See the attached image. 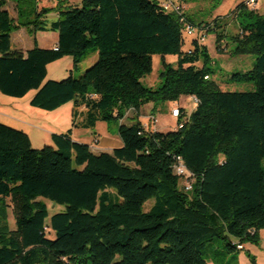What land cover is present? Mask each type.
Segmentation results:
<instances>
[{
    "label": "trees",
    "instance_id": "1",
    "mask_svg": "<svg viewBox=\"0 0 264 264\" xmlns=\"http://www.w3.org/2000/svg\"><path fill=\"white\" fill-rule=\"evenodd\" d=\"M47 1L16 0V21L0 0L3 94L35 90L30 104L44 110L73 102V125L86 128L123 121L149 102L157 109L194 96L197 105L181 107L169 131L146 130L139 118L121 122L123 145L101 153L74 140L72 128L35 148L27 132L0 121V264H239L236 254L247 241L260 242L264 229V15L244 1L234 9V53L255 62L230 80L255 88L224 90L201 40L217 34L221 48L228 36L221 18L186 13L196 32L184 49V22L158 0ZM20 28L58 32V44L13 49ZM90 50L98 58L81 76L47 79L51 62L71 56L78 67ZM155 54L178 57L163 61L156 88L141 80ZM179 158L194 176L191 191L175 172ZM50 204L63 208L50 216Z\"/></svg>",
    "mask_w": 264,
    "mask_h": 264
},
{
    "label": "rangeland",
    "instance_id": "2",
    "mask_svg": "<svg viewBox=\"0 0 264 264\" xmlns=\"http://www.w3.org/2000/svg\"><path fill=\"white\" fill-rule=\"evenodd\" d=\"M159 2L165 0H158ZM180 1V0H179ZM243 0H223L217 8L213 9V4L215 0H188L186 5L185 13L188 14H204L209 13V21L219 17L221 21H224V25L220 28L224 35L228 36L221 41V48L217 45V34L209 33L206 35L203 41L209 48V52L214 60V66L217 68V73L214 78L218 81L220 87L226 90H252L254 89L253 84L249 83H238L231 82L230 76L236 71H248L253 67L255 62V56L252 54H235V42L230 38L231 35L236 34L240 31L239 24L236 18H234V9ZM65 4H78L82 3V0H63ZM58 5L59 0H48L46 6ZM7 8L9 9L11 15L18 21V9L16 5V0H7ZM258 13L264 15V6L262 7V1L259 0ZM51 13H58V10ZM211 13V15H210ZM242 18V17H241ZM55 16H49V20H55ZM38 37L40 44L42 46H47L53 39L51 32L39 31L38 33L32 32L26 28L17 29L12 33L13 46L21 50H28L35 45V40ZM192 36H186V44L184 49L191 46ZM97 56L91 50L88 51L82 61L79 63L78 67L74 66V60L71 56H64L58 60L51 62L48 65V75L47 79H57L61 80L69 75L74 77H79L83 72L89 68L96 60ZM177 55H166L163 57L160 54H155L153 56V71L150 74L142 77V82L146 86L158 87L161 85V72L163 70V61L167 63L175 64L177 61ZM201 65V63H199ZM36 91L31 90L24 97H13L0 92V104L3 114H7L8 117L0 115V120L15 128L24 130L30 135L32 144L35 148H42L45 145H54L53 140H46V132L42 129H37L35 126H41V116L31 109H40L34 107L30 104L31 98L35 95ZM192 102V103H191ZM180 104L189 103L187 99H180ZM191 106L188 111H192L197 105L196 100L190 101ZM146 109V108H144ZM187 109V108H186ZM42 109H40L41 111ZM14 117V118H13ZM158 126L160 131H169L172 129V120H167L165 116L159 117ZM128 121L133 122L132 118ZM28 123L35 125L31 127ZM66 128V126L64 127ZM264 164V161H263ZM186 179H181V184L184 183ZM154 202L153 200L151 201ZM151 202L146 204V209L151 206ZM50 206V216L56 212L58 208H63L61 205H54L53 208ZM10 224L13 229H15V213L13 206L10 207ZM260 235L264 237V229L261 230ZM55 237V235H53ZM217 244H224L223 241H218ZM239 264H264V240L260 242H254L252 240L247 241L246 250L237 253ZM211 264H215L211 261Z\"/></svg>",
    "mask_w": 264,
    "mask_h": 264
},
{
    "label": "crops",
    "instance_id": "3",
    "mask_svg": "<svg viewBox=\"0 0 264 264\" xmlns=\"http://www.w3.org/2000/svg\"><path fill=\"white\" fill-rule=\"evenodd\" d=\"M260 1H262V7H263L264 0H260ZM49 16H55V18L57 19L59 17V13H49L48 19H49ZM43 32H51L53 39L47 46H42L37 37L36 40H37L38 45L41 47H55L58 44L59 33L54 32V31H43ZM12 44H13V41H12ZM13 49L21 50L19 48H15L14 46H13ZM95 56L98 57V53H95ZM184 98L187 99L189 103L180 104L179 101L168 102L157 109L154 107L153 102H149L145 104L144 106H142L139 110L130 109L128 111L127 116L125 117L123 121H119V122L114 121L109 124L106 121L99 120L96 123L95 127L93 128H86L84 126H81L80 124L78 126L73 125V113H74L73 102L67 103L55 110L42 109L40 111V109L33 108L31 110L35 111L37 114L41 116L40 118L41 122H37V123H40L41 126H35L30 123L28 124L31 127L35 126V128L37 129L43 128V130L46 132V140H50V139L52 140V134L55 132L60 133V132L67 131L68 129L72 128L74 140L89 144L93 152L95 153L112 152L115 148L121 147L123 145L122 139L120 138V135H119V125L121 122L131 124L132 122L128 121L129 118H132V119L139 118V120L145 123L149 121L150 115H154L157 119L155 123V129L160 130V127L158 126L157 123L160 120L159 117L161 115V116H165L167 120H172L171 122L172 129H175L178 126L179 118L172 115V109L174 108V106L179 105L189 110V107L191 106V103H192V102L190 103V101L195 100L194 96H182L180 99H184ZM80 110L85 111L86 108L81 107ZM1 111H2V108L0 104V115H3L4 117H8L7 114H3V112ZM82 119H83V116L79 118V120H82ZM65 126L66 128H64ZM260 237H261V240H264V237L262 235H260ZM245 248H246V245H245Z\"/></svg>",
    "mask_w": 264,
    "mask_h": 264
},
{
    "label": "built area",
    "instance_id": "4",
    "mask_svg": "<svg viewBox=\"0 0 264 264\" xmlns=\"http://www.w3.org/2000/svg\"><path fill=\"white\" fill-rule=\"evenodd\" d=\"M247 8L253 11H257L259 9V0H243ZM161 5L168 12L176 13L180 20L184 22V33L185 35L192 36L195 34V27L187 20L186 17V5L184 2L179 0H165L161 2ZM206 36H202L201 40L204 41ZM208 78V77H207ZM197 101V98L194 97ZM172 115L175 117H179L181 115V106L175 105L172 109ZM157 119L154 115H150L149 121L144 123V127L146 130L155 129V123ZM154 127V128H153ZM175 172L182 178L186 179L182 184V187L185 191H191L194 184V176L192 172L186 167V165L179 158L178 163L175 166ZM239 248H243V245H238Z\"/></svg>",
    "mask_w": 264,
    "mask_h": 264
}]
</instances>
